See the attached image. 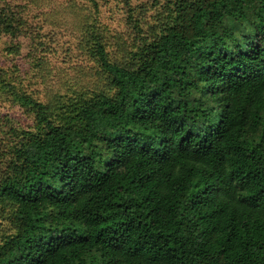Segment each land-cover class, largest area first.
<instances>
[{
	"label": "trees",
	"instance_id": "trees-1",
	"mask_svg": "<svg viewBox=\"0 0 264 264\" xmlns=\"http://www.w3.org/2000/svg\"><path fill=\"white\" fill-rule=\"evenodd\" d=\"M0 3L13 37L18 18ZM160 13L146 30L134 20L130 58L111 60L89 33L112 96L61 121L13 96L40 129L1 154L17 232L0 264H264V0Z\"/></svg>",
	"mask_w": 264,
	"mask_h": 264
},
{
	"label": "rangeland",
	"instance_id": "rangeland-1",
	"mask_svg": "<svg viewBox=\"0 0 264 264\" xmlns=\"http://www.w3.org/2000/svg\"><path fill=\"white\" fill-rule=\"evenodd\" d=\"M15 13L16 33L0 34V171L9 156H2L24 132L40 129L32 111L14 103L13 96H26L52 107L57 121L72 116L95 93L114 94L88 46L89 33L104 45L111 60L136 52L137 19L141 28L162 24L165 2L175 0H2ZM1 5V3H0ZM160 20V22L158 21ZM159 23V24H158ZM144 30V31H145ZM143 32V31H141ZM96 42V41H95ZM60 115V116H59ZM59 118V119H58ZM10 127L18 129L16 134ZM14 208L0 204V247L16 234Z\"/></svg>",
	"mask_w": 264,
	"mask_h": 264
}]
</instances>
